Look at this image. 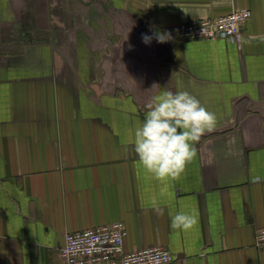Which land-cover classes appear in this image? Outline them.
Returning <instances> with one entry per match:
<instances>
[{"label": "crops", "instance_id": "1", "mask_svg": "<svg viewBox=\"0 0 264 264\" xmlns=\"http://www.w3.org/2000/svg\"><path fill=\"white\" fill-rule=\"evenodd\" d=\"M237 10L252 13L238 42L180 33ZM165 91L218 117L175 180L129 142ZM181 210L192 229L170 227ZM116 222L127 252L264 264V0H0V264H64L67 234Z\"/></svg>", "mask_w": 264, "mask_h": 264}, {"label": "clouds", "instance_id": "2", "mask_svg": "<svg viewBox=\"0 0 264 264\" xmlns=\"http://www.w3.org/2000/svg\"><path fill=\"white\" fill-rule=\"evenodd\" d=\"M159 43L172 39L171 33L156 32ZM127 39V38H126ZM153 37L143 35L149 44ZM215 112L209 111L201 101L188 91H165L148 106L145 118L130 132V143L140 164L158 180L178 179L186 166L196 156L195 142L212 131L217 124ZM153 210L160 214V207L153 202ZM198 223L195 212L181 210L171 218L172 229L190 230Z\"/></svg>", "mask_w": 264, "mask_h": 264}, {"label": "built area", "instance_id": "3", "mask_svg": "<svg viewBox=\"0 0 264 264\" xmlns=\"http://www.w3.org/2000/svg\"><path fill=\"white\" fill-rule=\"evenodd\" d=\"M251 18V11L237 10L225 16L183 24L180 33L189 41L238 42L243 27ZM126 237L123 222L69 233L60 255L64 264H172L175 260V256L163 247H145L127 252ZM255 237L257 246L264 248V228L257 229Z\"/></svg>", "mask_w": 264, "mask_h": 264}]
</instances>
